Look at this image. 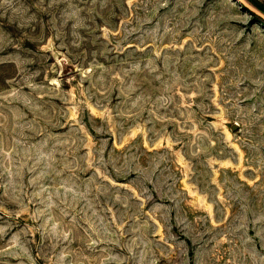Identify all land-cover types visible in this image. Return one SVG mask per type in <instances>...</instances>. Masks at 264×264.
Instances as JSON below:
<instances>
[{
    "label": "rangeland",
    "instance_id": "rangeland-1",
    "mask_svg": "<svg viewBox=\"0 0 264 264\" xmlns=\"http://www.w3.org/2000/svg\"><path fill=\"white\" fill-rule=\"evenodd\" d=\"M0 264H264V22L0 0Z\"/></svg>",
    "mask_w": 264,
    "mask_h": 264
},
{
    "label": "water",
    "instance_id": "water-1",
    "mask_svg": "<svg viewBox=\"0 0 264 264\" xmlns=\"http://www.w3.org/2000/svg\"><path fill=\"white\" fill-rule=\"evenodd\" d=\"M239 3L241 7L244 8V10H247L250 14L257 16L264 22V15L258 12L256 9L248 5L244 0H235Z\"/></svg>",
    "mask_w": 264,
    "mask_h": 264
}]
</instances>
